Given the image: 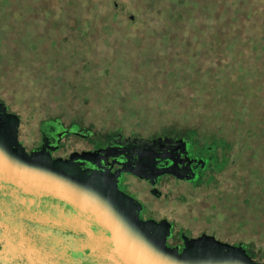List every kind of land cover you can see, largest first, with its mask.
Masks as SVG:
<instances>
[{
	"label": "rangeland",
	"instance_id": "374dc122",
	"mask_svg": "<svg viewBox=\"0 0 264 264\" xmlns=\"http://www.w3.org/2000/svg\"><path fill=\"white\" fill-rule=\"evenodd\" d=\"M178 1L0 0V100L32 140L53 120L92 130L87 139L65 136L55 156L104 148L116 136L182 139L209 166L195 184L166 181L167 201L154 208L177 227L264 254L263 75L232 64V55L247 56L243 46L217 53L225 47L193 38L192 24L184 26L191 36L162 40L163 28L174 29L166 14ZM185 2L187 14L208 9ZM246 8L248 36L258 39L264 0ZM136 186L128 190L149 197Z\"/></svg>",
	"mask_w": 264,
	"mask_h": 264
},
{
	"label": "flooded vegetation",
	"instance_id": "af4514ba",
	"mask_svg": "<svg viewBox=\"0 0 264 264\" xmlns=\"http://www.w3.org/2000/svg\"><path fill=\"white\" fill-rule=\"evenodd\" d=\"M67 135L93 132L53 120L29 139L0 100V264H264L245 242L177 227L154 208L167 201L166 181L195 184L208 168L187 142L116 136L104 148L55 156Z\"/></svg>",
	"mask_w": 264,
	"mask_h": 264
},
{
	"label": "trees",
	"instance_id": "16d2710c",
	"mask_svg": "<svg viewBox=\"0 0 264 264\" xmlns=\"http://www.w3.org/2000/svg\"><path fill=\"white\" fill-rule=\"evenodd\" d=\"M196 1L198 3L203 2L202 4L208 7V9L201 7L195 10V12L187 14L183 8L186 3L185 0L178 1L176 5L179 4V6L166 14L168 25L173 26L174 29H169L167 26L163 28L161 34L162 40L175 41L181 37L187 38L191 36L187 34L184 26L185 24H192L194 29L193 32L195 33L193 38H209L207 44H209L212 49L218 46L225 47L224 50H217V53L225 55V53L229 54L230 52H235V50V53H237L240 52L238 48L243 46L247 52V56L240 60V57L232 55V64L237 65L238 63L241 64L244 62L246 67H239V70L243 71V73L246 70L248 73L252 71L259 72L263 75L262 81L260 82L263 90L261 88L259 91L263 96L262 102H264V33L261 34L259 38L257 37L258 39L249 38L248 36L250 32L249 28H247V23L251 18V14L246 8L248 0ZM131 20H134V16L131 17ZM208 33L210 37H207ZM220 57L222 59L224 58L222 55L217 57V65L212 68V72L216 74H220L218 70V65L221 64ZM237 58L238 61L236 60ZM228 93H233V89ZM257 104L261 103L258 102ZM251 122L252 121H250V124ZM256 123L261 124L260 118L257 119ZM250 132L253 133L252 131Z\"/></svg>",
	"mask_w": 264,
	"mask_h": 264
},
{
	"label": "water",
	"instance_id": "95a60500",
	"mask_svg": "<svg viewBox=\"0 0 264 264\" xmlns=\"http://www.w3.org/2000/svg\"><path fill=\"white\" fill-rule=\"evenodd\" d=\"M3 153V152H2ZM4 154V155H3ZM2 155L4 156V158H5V160H6V163L8 164V165H10L11 167L12 166H15V165H13V163L10 161V157L6 154V153H3ZM65 198L64 199H68V197L67 196H64ZM114 228L115 229H119V230H122V225L120 224V225H115L114 226ZM245 264H255V263H253L251 260H248Z\"/></svg>",
	"mask_w": 264,
	"mask_h": 264
}]
</instances>
